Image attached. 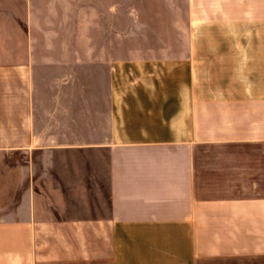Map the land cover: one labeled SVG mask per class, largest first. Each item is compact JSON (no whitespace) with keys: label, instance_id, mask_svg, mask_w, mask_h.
I'll list each match as a JSON object with an SVG mask.
<instances>
[{"label":"crops","instance_id":"0c3cea01","mask_svg":"<svg viewBox=\"0 0 264 264\" xmlns=\"http://www.w3.org/2000/svg\"><path fill=\"white\" fill-rule=\"evenodd\" d=\"M102 5L0 0V264H264V0H175V76L88 94Z\"/></svg>","mask_w":264,"mask_h":264},{"label":"rangeland","instance_id":"374dc122","mask_svg":"<svg viewBox=\"0 0 264 264\" xmlns=\"http://www.w3.org/2000/svg\"><path fill=\"white\" fill-rule=\"evenodd\" d=\"M101 1L103 5L98 8L101 22L95 26L98 29L90 32L93 45L104 51L97 55L102 57L104 64L95 62L73 71V77L88 80V85L82 87V90L88 94L96 93V89L105 91L106 87H97L96 81L109 78L111 70L105 63L112 61L120 63L117 72L121 79L133 75L142 76L146 72L143 64L148 73L154 74L150 73V76L173 78L176 46L182 44L176 30L175 0ZM95 2L96 0H88L90 5H95ZM180 14L183 16V12ZM72 35L73 45L77 44V32L73 31ZM157 66L162 67V70L151 68ZM74 89L79 90V87L73 86L72 90Z\"/></svg>","mask_w":264,"mask_h":264}]
</instances>
